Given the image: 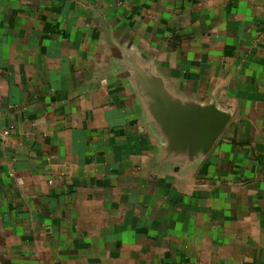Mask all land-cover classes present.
<instances>
[{"label": "crops", "instance_id": "1", "mask_svg": "<svg viewBox=\"0 0 264 264\" xmlns=\"http://www.w3.org/2000/svg\"><path fill=\"white\" fill-rule=\"evenodd\" d=\"M0 264H264V0H0Z\"/></svg>", "mask_w": 264, "mask_h": 264}, {"label": "water", "instance_id": "2", "mask_svg": "<svg viewBox=\"0 0 264 264\" xmlns=\"http://www.w3.org/2000/svg\"><path fill=\"white\" fill-rule=\"evenodd\" d=\"M155 88L163 104L162 127L174 138V147L194 155L213 148L230 121L228 115L212 108L176 107L164 95L161 84Z\"/></svg>", "mask_w": 264, "mask_h": 264}, {"label": "built area", "instance_id": "3", "mask_svg": "<svg viewBox=\"0 0 264 264\" xmlns=\"http://www.w3.org/2000/svg\"><path fill=\"white\" fill-rule=\"evenodd\" d=\"M8 134H9L8 132H4V133H3L4 136H7Z\"/></svg>", "mask_w": 264, "mask_h": 264}]
</instances>
